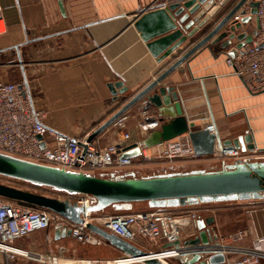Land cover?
<instances>
[{
    "label": "crops",
    "instance_id": "1",
    "mask_svg": "<svg viewBox=\"0 0 264 264\" xmlns=\"http://www.w3.org/2000/svg\"><path fill=\"white\" fill-rule=\"evenodd\" d=\"M176 1L182 0H0L7 24V32L0 34V79L10 81L7 74L18 72V80L12 82L27 80L38 104L47 111V123L55 129L73 137L92 132L162 74L174 62L177 50L186 53L205 34L207 27H213L239 0H227L204 28L159 61L150 51L148 42L163 35L146 41L135 21L161 5L166 8ZM181 26L183 28L177 24V29ZM241 30L258 31V20L254 17ZM184 34L187 31L184 30ZM221 43L210 44L208 48L195 52L187 59L191 72L176 69L163 83L176 87L185 114L189 120L195 121V129L212 123L222 139L235 138L250 130L257 145L263 149L261 155L264 158V92L250 91L243 79L232 72L226 62V51L230 48H221ZM118 80H123L128 90L116 97L108 83ZM146 105L142 100L129 109L124 124L120 127L110 125L94 139L96 145L104 147L123 142L145 145L151 131L162 124L160 121L157 127L146 128L149 120L145 118V112L151 115V119L160 120L161 117L156 107ZM163 116L165 120L170 118L167 114ZM199 164L221 166L208 160ZM170 167L177 165L140 167L133 164L110 168L99 175L142 178L206 170L195 167L179 171ZM141 171L148 173L142 174ZM198 206L201 205L180 206L173 212L179 216L198 211V219L214 216L215 221L210 227L221 239L243 230L244 236L234 241L226 240L234 247H251L257 237L264 236V207H252L249 201L227 203L220 208L207 205L205 208L215 211L203 214ZM145 208L151 207L144 201L115 209L135 212ZM196 221L179 225L182 241L197 235ZM56 231L54 227L33 231L18 239L15 245L52 253L59 257V262L54 264H88L85 263L87 260L115 264L116 259L129 258L107 241L90 245L76 240L71 234L57 235ZM166 243L139 238L136 245L157 252ZM237 256L229 253L224 264ZM0 264H4L3 254H0ZM9 264L53 263L17 255ZM121 264L145 263L126 261Z\"/></svg>",
    "mask_w": 264,
    "mask_h": 264
},
{
    "label": "water",
    "instance_id": "2",
    "mask_svg": "<svg viewBox=\"0 0 264 264\" xmlns=\"http://www.w3.org/2000/svg\"><path fill=\"white\" fill-rule=\"evenodd\" d=\"M226 1L182 0L172 2L166 8L161 5L157 10L139 17L135 21V26L142 32V37L146 41L163 35L159 39L148 42L152 54L161 61L187 38L193 37L201 28H204L209 23L210 17L217 13ZM246 2H249L251 6V13L242 17L240 21L234 20V14ZM257 7V0H239L213 27H207L205 34L197 41L195 40L196 42L180 59L173 62L109 119L94 129L89 135V140H94L117 118L138 102L145 100L146 107L152 105L159 110L162 122L159 128L151 131L145 141V147H152L188 134L194 152L201 156L212 154L216 142L227 148H241L242 151L254 148L257 143L250 130L235 138L222 139L218 132H211L208 127L195 129V121L189 120L185 114L176 87L163 82L183 61L198 50L204 47L208 48L210 44L215 45L222 42L221 48L229 47L228 54L234 56L238 49L246 43H250L257 34V30L254 32L241 30L244 25L254 19ZM168 11L172 14H168ZM207 12L208 15H206ZM177 24L183 25V28L181 26L177 29ZM184 30L187 31V34H184ZM170 31L172 32L167 34ZM263 46L261 45V47ZM108 87L116 97L128 90L123 80L110 82ZM166 114L169 115V120H165L163 115ZM141 154V145L134 142L124 148L121 156L135 158ZM0 175L36 185L50 186L70 193L89 194L95 200L93 205L88 208L93 212H101L110 206L121 209L125 204L130 205L134 202L144 201L148 202L151 208H158L264 198V160L248 164H231L218 170L197 169L183 173L137 178L134 176L116 177L115 175L106 177L66 171L0 152ZM0 196L48 208L77 223L82 221L81 212L83 209L67 201L3 183H0ZM214 221V216L198 219L196 221L197 235L184 241L167 242L164 247L209 245L218 239L217 234L213 233L210 227ZM88 228L133 261H141L145 264H166L160 259L158 253L147 251L95 223H89ZM59 233L70 235L71 229L67 227L57 229L56 234ZM225 262L226 257L223 254L211 255L207 259L195 255L186 260L187 264H224Z\"/></svg>",
    "mask_w": 264,
    "mask_h": 264
},
{
    "label": "built area",
    "instance_id": "3",
    "mask_svg": "<svg viewBox=\"0 0 264 264\" xmlns=\"http://www.w3.org/2000/svg\"><path fill=\"white\" fill-rule=\"evenodd\" d=\"M258 7L254 17L258 20V31L250 43H246L232 56L226 51V62L232 72L241 77L252 92H264V0H257ZM251 13V6L246 2L234 14L233 19L240 21L242 17ZM7 32V24L0 8V34ZM177 50V49H176ZM174 50V51H176ZM184 53L177 50L174 62ZM183 68L186 73L191 72L187 60L176 69ZM149 120L147 129H153L160 123L159 119H151V115L144 113ZM127 112L115 120L112 125L122 126ZM47 111L42 108L33 94L27 80L12 82L0 79V152L28 161L49 165L66 171L99 175L110 168L128 167L142 162H159L174 166L182 162L217 161L225 167L231 164H248L261 161V148L256 144L254 148L242 151L241 148H227L216 142L214 152L210 155H198L194 152L188 134L165 141L146 148L141 145L142 154L135 158L122 157L124 148L129 142L109 144L104 147L89 140L91 132L78 137L63 133L47 123ZM211 132L216 131L214 124L206 125ZM12 180H19L12 177ZM28 185L33 183L19 180ZM33 187V186H32ZM35 192L59 200L67 201L83 209L82 221L77 223L66 216L41 206L24 205L16 200L0 196V254L4 255V264L24 255L34 259L58 263L59 257L52 253H41L34 247L22 249L15 242L29 233L54 227L71 229V235L78 241L90 245H101L105 240L88 228L89 223H95L110 232L136 244L139 238L158 242H173L181 240L179 225L196 221L198 211L177 216L173 209L176 207L148 208L135 212H119L104 215L101 212L89 211L94 198L89 194L70 193L50 186L35 185ZM249 201L252 207H264V198L252 200H238L227 202ZM205 204V203H200ZM208 204V203H207ZM199 205V204H196ZM188 220V221H185ZM245 235L243 230L218 238L209 245L189 247H163L158 253L166 264H187L186 260L199 255L207 259L211 255L223 254L226 259L229 253L238 254L227 260V264H262L264 260V236L257 237L253 245L248 248L228 245L226 240L234 241ZM87 262L97 264L98 261ZM133 261L130 258L116 259L113 263L121 264Z\"/></svg>",
    "mask_w": 264,
    "mask_h": 264
},
{
    "label": "rangeland",
    "instance_id": "4",
    "mask_svg": "<svg viewBox=\"0 0 264 264\" xmlns=\"http://www.w3.org/2000/svg\"><path fill=\"white\" fill-rule=\"evenodd\" d=\"M18 74H19L18 72H9L7 74V78L10 81L18 80V78H19ZM260 160L262 161V160H264V158H261ZM140 162L141 163H136L140 167H142V166H164L165 167L164 163L152 162V163L149 164L148 162H142V160ZM199 162L201 163L202 161H196V162L192 161V162H182V163L180 162V163L176 164L177 167H170V168H175V169H177L179 171L187 170V169H191V168H195V167L196 168H206V170H210L212 168L219 169L222 166L221 162H217V161H213V162L221 165L220 167L219 166L218 167H214V166H212L210 164H199ZM181 164H184V165L182 166ZM178 165H180V166H178ZM168 166L169 165H166V167H168ZM143 173L146 174L148 172H142V174ZM0 183L6 184V185L15 186V187H18V188H22V189H25V190H29V191L35 192V188L34 187H32L31 185H28L27 183H23V182H21L19 180H12V179L0 176ZM227 203H232V202H212V203H208V204L207 203L199 204L201 206H198L199 207L198 209H201L200 213L202 212L203 214H205V213L206 214L207 213L211 214L210 212H212L213 210L215 211V209L205 208L207 205L208 206H214V208H220V207L226 205ZM117 212H119V211H117L113 207H108L105 210L101 211V213H103L104 215H112V214H115Z\"/></svg>",
    "mask_w": 264,
    "mask_h": 264
},
{
    "label": "trees",
    "instance_id": "5",
    "mask_svg": "<svg viewBox=\"0 0 264 264\" xmlns=\"http://www.w3.org/2000/svg\"><path fill=\"white\" fill-rule=\"evenodd\" d=\"M116 177H121V176H116ZM36 184L32 185L33 187L35 186ZM6 198V197H4ZM6 199H9V198H6ZM10 200H14V199H10ZM17 202L21 203V204H24V205H29V206H36L37 205H34V204H31V203H27V202H23V201H19V200H16ZM129 204H125L123 208H125L126 206H128ZM110 207H113V206H110ZM119 210V209H118Z\"/></svg>",
    "mask_w": 264,
    "mask_h": 264
},
{
    "label": "bare ground",
    "instance_id": "6",
    "mask_svg": "<svg viewBox=\"0 0 264 264\" xmlns=\"http://www.w3.org/2000/svg\"><path fill=\"white\" fill-rule=\"evenodd\" d=\"M87 262H90V261L87 260Z\"/></svg>",
    "mask_w": 264,
    "mask_h": 264
}]
</instances>
